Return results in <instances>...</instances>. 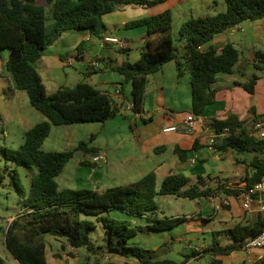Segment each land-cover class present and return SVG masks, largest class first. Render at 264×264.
Here are the masks:
<instances>
[{"label": "trees", "instance_id": "16d2710c", "mask_svg": "<svg viewBox=\"0 0 264 264\" xmlns=\"http://www.w3.org/2000/svg\"><path fill=\"white\" fill-rule=\"evenodd\" d=\"M168 0H0V60L7 52L6 70L16 90L26 91L31 105L40 111L47 121H42L26 132L25 143L19 150L0 147L6 160L28 170H34L30 187L26 188L17 168L11 173L23 210L11 221L6 234L7 249L19 264H48L46 237L63 238L73 249L101 252L95 248L91 232L96 223L87 216H95L105 229V240L110 254L136 258L142 264H184L197 256V252L185 256V262L157 260L158 250L145 249L131 244L132 237L144 232L171 230L185 217H157L159 195H175L190 200L207 199L219 195V190L207 185V178L198 176L194 181L183 173H172L157 187L154 171L141 179L104 191L91 188L60 189L57 177L76 151L95 154L99 149L90 142H80L73 150L44 152L41 148L51 133L52 125L104 123L122 114V106L112 103L109 94L96 88L88 81H81L72 88H60L48 94L38 69L45 51L69 30H88L92 36L102 37L107 30L104 16L120 6L141 5L153 7ZM227 10L215 16L192 18L182 24L181 39L186 41L184 52L178 53L171 36L173 16L170 10L133 20L126 28H147L145 46L139 60L128 59L111 67L123 76L120 89L124 92L132 84V112L144 110L146 88L150 75L161 71L166 64L175 61L178 77L187 69L190 75L192 105L191 112L201 116L214 103L218 92L215 84L220 74L241 73L238 63L241 53L233 43L221 47L209 45L218 34L229 31L247 21L264 19V0H226ZM87 43L82 42L78 53H83ZM120 48L121 54L127 53ZM255 73L246 83L236 86L254 94L259 72L264 70V51L256 50L253 55ZM186 67V69H185ZM250 119L241 120L230 113L224 119L213 118L210 124L219 136L215 149L220 152L234 151L239 154L256 153L257 172L249 185L253 186L264 177V140L252 135L259 119L255 107L250 108ZM145 123H148L145 120ZM227 129V134L221 133ZM93 137L91 138V140ZM180 160L188 159V151L175 148ZM82 166L96 167L98 164L83 161ZM7 176L0 168V187ZM227 194L239 191L222 189ZM226 207V206H225ZM129 216L154 215L153 222L146 226H132L128 220L111 217L112 211ZM264 230V217L252 225H237L214 232L209 251L213 256L229 255L242 249L246 241ZM230 239L222 243V237ZM72 255V253H70ZM210 264H223L214 257Z\"/></svg>", "mask_w": 264, "mask_h": 264}, {"label": "crops", "instance_id": "0c3cea01", "mask_svg": "<svg viewBox=\"0 0 264 264\" xmlns=\"http://www.w3.org/2000/svg\"><path fill=\"white\" fill-rule=\"evenodd\" d=\"M138 6L141 5H126L111 14L109 13L110 15L106 14L104 20L107 24V30L102 37L92 36L88 30H69L64 32L61 37L45 51L43 57L38 63V69L47 88V92L48 94H52L62 88L60 86L61 84L58 83L57 75L62 74L63 69L69 65V61H72L73 64L75 58L85 66V76L87 77H93V74L103 70L104 77L101 81L96 83V86H94L109 94L114 105L122 106V114L118 115L111 121L116 123L117 126L123 127L129 123L130 126L133 127V125L137 126L139 123L138 120H141L144 124H147L145 123V120H147L148 123L158 120L159 127L161 128L160 132L149 137L141 144L143 156L134 157L130 155L122 165L134 162L140 163L141 161L149 162L150 170L142 171V173H145L142 174V177L149 172L154 171L157 176V185L160 182V186L163 179L170 174L183 173L194 181L198 176L207 178V185L219 190V195L217 196H212L207 199L193 200L197 201V212L189 217H185V220L173 229L157 233H141L142 235H145L146 233L150 234L149 236H153L151 234L164 236L165 242L169 241L173 235H175L174 237L176 238L179 236L185 237H181L182 239L179 238L181 240L179 243H177V240L172 237V244H169L168 247H164L163 249H161L162 242L156 245L153 244L152 246H146V249L150 248L158 250L156 257L157 260H170L175 263H183L185 262L186 255L197 252V256L190 258L184 264L198 262L206 255H210L209 264L214 257L221 259L223 264H261L254 254L250 255L245 253L242 249L239 251L242 252L243 255L238 257L235 255L238 251L229 255L220 256H213L212 252L209 251L214 232L224 231L237 225H252L259 219V217H264V213L259 212L254 203L250 209H245L243 206V196L248 189L252 187L249 185V181L253 180L258 170L254 164L257 154L247 152L248 155H244L246 153L239 154L231 150L220 152L216 150L215 147L210 148L208 143V138L210 136L208 127H212L210 121L213 118L224 119L230 113L237 114L241 120H249L251 107H255L256 114L259 118L264 117V70L259 72V80L254 94H250L244 88L236 86V82H248L249 78L255 73L253 63L254 52L256 50L264 51V48H260L261 46L264 47V19L244 22V29L242 31L233 33L226 31L218 34L211 42L204 46V48L209 45L221 47L226 43H233L241 53L238 68L239 70L244 71V74L233 73L220 74L218 76L215 84V87L218 90L215 101L201 116H199V122L194 133H164V128L172 125H179L184 116L181 117L178 114L174 116L172 115V113L175 112L174 107L177 103H172V106L167 105L165 84L161 83V85L149 89V86H151L152 75H155L158 72L150 75L148 78L144 110L140 115H137L134 114L131 109L133 104L131 95L132 84L129 83L124 92H122L120 86L123 81V76L110 69L111 67L120 64L125 59H128L131 62L139 60L141 52L145 46L147 32L145 33V31H142V41L144 46L139 48L140 50L136 55H133L130 51L131 42L129 40H121L127 45L126 49L128 51L126 54H121L119 52L120 47L118 45L106 44L103 46L101 44V39L105 36L119 38L116 31L121 30V28H126V24L130 21L142 19L151 14L160 13L152 12V9L155 8V6L147 7V12L144 11V9L138 11L140 8ZM132 10H134V12L131 13ZM109 29H111L110 34L108 33ZM82 42L87 43V48L83 53H78L77 48ZM93 46L97 47V54L95 55L89 52L90 48ZM183 52L178 53L182 54ZM172 66L176 68L175 61L166 64L159 72L164 74L167 70L172 69ZM185 71L188 72L187 69ZM44 77L55 82V87L59 88H53L52 91H49ZM97 85H100V88ZM108 86L112 87L109 88ZM191 105L192 99L189 113H191ZM126 111L132 112L133 114L129 115ZM177 146L188 151V159L186 161L180 160L179 155L175 152ZM96 148L99 149L98 151H104L101 150L102 148L100 147ZM93 155L94 154H92V157ZM262 155L263 154H259V158L263 161ZM83 161L92 162V159ZM83 161L80 162V165ZM102 164L108 165V158L106 162ZM97 166H101V164H98ZM89 167L92 168L89 172V176L93 178L96 173L95 169H93L95 167L90 165ZM120 167L121 165L115 167V169H119ZM111 169L113 170V167H111ZM92 184L95 187L91 189L104 191L101 188H96L102 186L101 180H93ZM77 189L80 188L78 187ZM222 189L237 190L239 191V194H227L221 192ZM220 202L225 203V205L220 209L215 208V205ZM115 212L120 211L115 210ZM120 213H117L116 217H124V219H128L132 226H146L153 222L154 215L135 217L129 216L123 212ZM156 216L164 217L159 215ZM211 224L225 225V228L214 231L208 230L207 232L204 227H210ZM105 235L106 233L103 236L104 240ZM51 238H54L57 242H62V247L66 250L65 254L58 252L52 253L53 248L49 245L51 256L54 259L53 264H61V260L68 257L77 259V264H88L89 259H91V254L96 258V262L93 264H105L104 262H101L104 259H109L113 264H142L138 259L133 257L127 258L118 254H110L107 247H104L101 252L94 251L87 254L85 257L86 260L84 259L83 262H81L79 257L82 258V249H73L67 245L64 239L55 237H50L48 239L46 237V257L48 250L47 241H50ZM138 239L139 237L136 235L131 238L130 243L142 246V242H137ZM223 244L225 245V243ZM95 248L98 249L99 246L95 245ZM70 253H72V255ZM99 257H101L102 260H100Z\"/></svg>", "mask_w": 264, "mask_h": 264}, {"label": "rangeland", "instance_id": "374dc122", "mask_svg": "<svg viewBox=\"0 0 264 264\" xmlns=\"http://www.w3.org/2000/svg\"><path fill=\"white\" fill-rule=\"evenodd\" d=\"M132 6V5H131ZM123 6H120L121 8ZM140 7L138 11H148L147 6ZM118 8V9H119ZM117 9V10H118ZM170 10L173 16V26L171 29V36L174 40V44L179 53L184 51L186 41L181 39L180 28L186 21L201 16H215L219 13L227 10L226 0H169L168 2L160 3L152 9V12H162ZM134 10L131 11V13ZM113 13V12H112ZM111 14V13H110ZM109 14V15H110ZM114 30V29H112ZM142 31L147 32L146 27L138 28H121L116 31L120 40H129L131 42L130 51L133 55L139 52V48L144 46L142 39ZM111 29L108 30L110 34ZM118 38V39H119ZM260 48H264L261 46ZM89 52L97 54V47H91ZM129 53V54H131ZM8 53H4V57L0 60V147L19 150L25 143L26 132L39 122L47 121V118L38 110H36L30 102L29 95L26 91L16 90L10 79V75L6 70V58ZM85 66L75 58L72 65H67L61 75H57L58 83L62 88H72L80 81H89V83L96 86L98 81L104 77L103 70L93 74V77L85 76ZM65 73V74H64ZM67 75V76H66ZM49 91H52L55 87V82H52L44 77ZM165 84L167 105L172 106V103H177L174 107V113L172 115H180L181 117L187 115L190 110L191 104V86L190 75L185 71L181 77H178L177 68L172 66V69L167 70L164 74L158 72L152 75L151 86L149 89ZM100 88V85H97ZM111 88L112 86H108ZM176 101V102H175ZM129 115L132 112L126 111ZM137 126L131 127L129 123L125 126H117L111 120L104 123H85V124H70V125H52L51 133L45 140L42 150L44 152H65L73 150L78 146L80 142H90V146H96L102 148L107 153L108 165L101 164L96 166L93 178L89 176V172L92 170L89 166H81L80 162L83 160H91L92 154L85 153L83 151H76L73 158L66 164L61 174L57 177V182L60 189H77L79 188H94L92 181L101 180L102 186L96 187L103 190L121 186L130 182L139 180L145 173L144 170H150L149 162L141 161L140 163H126L130 155L143 156L141 150V144L149 137L154 136L160 132L159 121L155 120L144 124L141 120H138ZM93 139L91 140V138ZM248 155V153L244 154ZM242 155V156H244ZM121 165L119 169L115 167ZM113 167V170L111 169ZM0 168L2 172L7 176V180L0 187V264H19L13 257L10 251L6 247L5 234L11 221L23 210L22 205L18 204V194L15 185L12 184L11 173L14 168H17L22 178L23 184L26 188L30 187L32 177L35 174L34 170H28L24 166H18L13 162L6 160L3 152L0 150ZM149 168V169H148ZM152 168V167H151ZM93 179V180H92ZM160 187V182L157 185ZM99 189V190H101ZM159 205L157 215L164 217H189L197 212L196 202L187 198L177 197L175 195H159L156 198ZM117 213L111 212V217L119 220H126L124 217H116ZM121 214V213H120ZM125 215V214H122ZM97 225L95 230L91 232V239L96 246L106 248L107 243L103 236L105 229L101 222L97 220L95 216H87ZM128 220V219H127ZM132 221V219H131ZM225 225H213L210 227H204L208 232L214 230H222ZM182 230V229H181ZM183 231V230H182ZM149 233V232H147ZM142 235L138 234L139 239L137 242H142L143 248L146 246H152L162 242L161 249L168 247L172 244V237L169 241H164V236L151 234ZM51 236H47V239ZM185 238L184 236H181ZM179 237H174L179 243L181 240ZM181 238V239H182ZM63 239V238H62ZM164 242V243H163ZM183 242V241H182ZM222 242L227 244L230 239L226 236L222 237ZM48 243L47 258L49 264L54 263V259L50 253V246L53 248V252L66 253V250L62 247V242H57L54 238H51ZM184 243V242H183ZM150 249V248H147ZM152 250V249H150ZM103 251V249L101 250ZM88 250H81L82 258L79 260L83 262L87 254H90ZM237 257L243 255L238 251L235 254ZM88 264L96 262V258L91 254ZM100 260L101 257H99ZM86 260V259H85ZM105 260V261H104ZM101 262L105 264H113L109 259H104ZM210 255H206L198 262L193 264H209ZM78 260L73 257H68L61 260V264H77ZM85 262V261H84ZM238 264V263H235Z\"/></svg>", "mask_w": 264, "mask_h": 264}, {"label": "built area", "instance_id": "2783aa9c", "mask_svg": "<svg viewBox=\"0 0 264 264\" xmlns=\"http://www.w3.org/2000/svg\"><path fill=\"white\" fill-rule=\"evenodd\" d=\"M244 29L243 24H239L231 28L229 31L231 33L242 31ZM101 44L104 46L106 44L118 45L120 48H126V43L113 36H105L101 39ZM69 65H72V61L68 62ZM140 115V114H137ZM199 122V116L194 113H188L181 120L179 125L168 126L163 129L164 133L170 132H182V133H194ZM210 136L208 138V143L210 148H214L217 143V138L219 137L213 127H208ZM227 129L221 133V136L227 134ZM252 135L259 140H264V117H261L257 120L252 131ZM264 162V154L262 155ZM107 160V153L105 151H98L92 157V162L97 164L105 163ZM227 203V202H226ZM255 204L257 210L261 213H264V177L256 182L252 187L243 196V206L245 209H250L252 204ZM225 205V203L220 202L215 205V208L220 209ZM199 250V249H197ZM242 250L245 253L253 255L259 260L261 264H264V230L259 233L256 237L246 241Z\"/></svg>", "mask_w": 264, "mask_h": 264}]
</instances>
